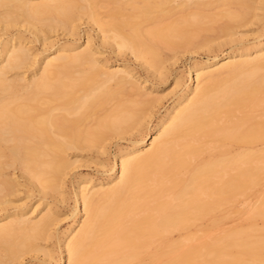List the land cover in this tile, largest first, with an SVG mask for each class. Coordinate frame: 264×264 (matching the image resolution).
<instances>
[{
	"label": "bare ground",
	"instance_id": "bare-ground-1",
	"mask_svg": "<svg viewBox=\"0 0 264 264\" xmlns=\"http://www.w3.org/2000/svg\"><path fill=\"white\" fill-rule=\"evenodd\" d=\"M214 5L222 8L205 11ZM261 11L264 0H0V264H23L55 236L50 202L34 209L14 196L58 189L74 150L106 151L112 134L132 130L109 180L79 183L85 217L51 264H124L141 252L149 264H264V237L217 239L201 228L206 218L217 223V200L264 182V37L250 46L234 36ZM218 19L229 35L218 48L229 49L191 68L196 81L154 125L155 87L144 89L127 62L100 57L90 36L70 41L91 26L102 45L165 76V50ZM253 215L264 217V195ZM229 247L249 251L251 262Z\"/></svg>",
	"mask_w": 264,
	"mask_h": 264
},
{
	"label": "rangeland",
	"instance_id": "rangeland-1",
	"mask_svg": "<svg viewBox=\"0 0 264 264\" xmlns=\"http://www.w3.org/2000/svg\"><path fill=\"white\" fill-rule=\"evenodd\" d=\"M213 7V5H212ZM222 7L214 5V8H206V12H216ZM212 9V10H211ZM263 18L256 23L248 24L237 28L238 33L234 35L240 39L239 43L246 45H255L264 37V11H261ZM225 19H218L213 23L211 28H207L201 31V33L195 35L190 41L181 43L180 47L174 50H165V56L168 59L164 65L166 70L165 76H155L151 74L144 66L139 64L138 60L132 56V54L117 55L111 47L104 46L101 43V39L97 35L96 31L91 26L83 24L84 30L80 32L81 37H77L72 43L79 42L85 44L88 36L94 42V48L100 50L99 56L108 59L110 64L117 62H127L134 69L136 75L142 81L144 89L148 91L155 87L154 93H151L154 97H161L157 100L151 109V125H154L158 120L172 108V104L178 98V96L187 89L189 83L196 81L195 72H192L193 78L190 77V70L197 64H202L207 60H212L214 54H221L222 49L227 51L229 45L218 48V43L229 38L226 31L218 30L220 25L224 23ZM50 38L53 41L65 42L66 37L58 35V32L52 33ZM212 37V38H211ZM204 38V39H203ZM208 38V39H207ZM210 39L211 45L214 43V48L205 46L206 40ZM213 41H212V40ZM186 45H185V44ZM204 45L202 46V44ZM184 44V45H182ZM201 44V45H200ZM36 48L42 50V45L36 42ZM178 50V51H177ZM169 51V52H168ZM218 51V52H216ZM168 53V54H167ZM176 53V54H175ZM164 56V57H165ZM29 73L27 72V75ZM145 79H148L146 82ZM179 79L180 84L176 85L175 81ZM136 97V96H134ZM110 105V103H109ZM108 105V106H109ZM104 112V110H102ZM100 111L98 114H103ZM96 116V115H95ZM129 132V131H128ZM134 132V134H131ZM129 133L112 134L106 141V151L101 152L99 149L93 146H89L81 149L74 150L72 159H76V163L67 169V174L61 179V184L58 189H49L47 193L40 194L38 191L26 192L22 191L20 194L14 196V202L16 204L24 205L27 207L36 208L40 207L44 200L50 202L54 207L55 224L53 235L50 238L39 240V243L45 251L53 254V258H49L45 251H32L26 255V259L23 264H51L55 262L61 254V243L63 234L68 232L71 227L77 228L85 217L82 200L76 197V191L79 189V183L87 180H92V184L99 186L100 182H107L110 174L114 169L118 168L119 154L123 152L127 146L131 145V139L134 135H138V130H132ZM150 143L147 144V146ZM73 152V151H72ZM223 162H220L222 164ZM115 164V165H114ZM113 167V168H112ZM90 184V185H92ZM45 195V196H44ZM264 195V182L257 189L249 192L246 195L240 197L226 196L224 201L217 200V223H213L207 218L201 224L202 232L211 237L221 238L228 234H232L236 240L240 239H254L264 237V217L253 215V211L258 205L260 199ZM43 196V198H41ZM41 204V205H40ZM42 208V206H41ZM37 211H34L31 216L37 218L40 216ZM163 246L158 245L156 249L160 250ZM155 249V248H154ZM231 253L241 256L247 262H251L252 255L249 251L241 247H229ZM121 256V255H118ZM144 258L146 259L144 261ZM150 254L147 252H141L140 257L126 262L124 264H149L148 260ZM66 258H64L60 264H66Z\"/></svg>",
	"mask_w": 264,
	"mask_h": 264
}]
</instances>
